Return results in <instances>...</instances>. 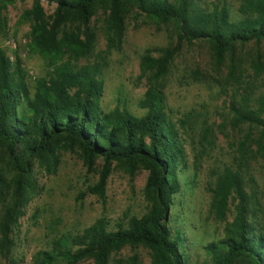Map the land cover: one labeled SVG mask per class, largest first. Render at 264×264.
<instances>
[{"label": "trees", "instance_id": "1", "mask_svg": "<svg viewBox=\"0 0 264 264\" xmlns=\"http://www.w3.org/2000/svg\"><path fill=\"white\" fill-rule=\"evenodd\" d=\"M15 0H0L2 7ZM31 0L22 18L29 25L28 48L40 55L47 67L33 83L27 79L20 58L11 60L0 49V253L7 255L13 243L10 232L23 208L34 196V167L55 169L58 151H76L87 170L97 159L103 161L97 183L89 188L100 197L116 161L131 174L147 171L143 187L146 210L128 217L125 223L109 228L99 217L76 233L51 239L37 251L33 264H139L137 255L114 260L123 248L144 247L150 264H188L181 250L183 234L169 225L174 196L180 190L179 171L186 165L185 151L175 120L169 116L162 80L169 74L183 41L206 42L217 67L233 57L237 45L264 43V0H238V17L233 18L226 3L203 0ZM102 9V32L107 48H117L123 40L125 19L133 10L176 28L175 44L146 49L141 56L140 75L146 88L138 101L143 110L133 114L126 106L104 110L101 98L104 80L96 65H75L71 60L88 56L93 50L96 29L92 25ZM71 60H63L64 57ZM261 54L252 67L262 70ZM226 82L237 80L240 68L235 57L226 66ZM241 83V81H240ZM231 100L230 121L246 128L239 142L236 168H226L213 191V207L225 221L232 203L231 220L224 223L223 235L205 245L208 260L202 264H264V232L255 219L260 198L247 192L243 167L249 159L264 158V94L250 102L248 95ZM180 128V127H179ZM247 154V155H246ZM3 168H8L9 176ZM255 189V187H254Z\"/></svg>", "mask_w": 264, "mask_h": 264}, {"label": "rangeland", "instance_id": "2", "mask_svg": "<svg viewBox=\"0 0 264 264\" xmlns=\"http://www.w3.org/2000/svg\"><path fill=\"white\" fill-rule=\"evenodd\" d=\"M226 3L233 18L238 17V0H203ZM49 14L53 6L42 1ZM31 0H15L5 7L0 5V49L11 60L17 55L27 73L34 80L47 71L44 59L28 48L29 25L22 18ZM96 29L93 50L88 56L71 60L75 65L98 66L104 80L101 106L111 110L126 106L140 115L138 107L146 81L140 75V61L146 49H161L174 45L176 28L168 23L152 20L136 11L125 19L123 40L119 47L107 48L102 32V9L93 18ZM261 54L263 70L257 74L252 67L256 54ZM235 57L239 62V82H226L227 65ZM241 81V83H240ZM169 116L175 120L186 157V165L179 171L180 190L174 196L169 225L183 234L181 250L188 264H202L208 260L205 245L223 235L224 223L231 220L232 203L226 210L225 221L218 218L213 207V191L226 168H236L239 161L238 145L246 128L233 126L229 106L233 98L248 95L250 102L264 94V43L254 41L237 45L233 57H226L217 67L206 42L183 41L174 57L169 74L162 80ZM180 127V128H179ZM247 155V154H246ZM244 165L247 192L260 198L255 219L264 232V158L251 159ZM103 161L97 159L92 170H87L76 151H58L55 169L35 164L33 173L34 196L23 208L16 226L10 232L12 249L6 256L0 253V264H33L37 251L49 246L53 237L76 233L102 217L108 227L125 223L130 216L146 210L143 187L147 171L137 168L131 174L123 165L113 161L104 186V196L89 191L99 178ZM9 176L8 168H3ZM255 187V189H254ZM4 203H0V220ZM137 255L139 264H150L149 252L144 247L123 248L114 260ZM79 264H93L91 260Z\"/></svg>", "mask_w": 264, "mask_h": 264}]
</instances>
